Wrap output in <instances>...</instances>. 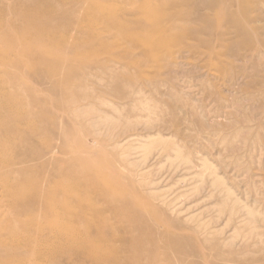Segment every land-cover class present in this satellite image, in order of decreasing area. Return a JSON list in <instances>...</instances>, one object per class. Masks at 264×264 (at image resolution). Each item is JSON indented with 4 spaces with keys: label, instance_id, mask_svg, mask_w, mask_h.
Instances as JSON below:
<instances>
[{
    "label": "rangeland",
    "instance_id": "374dc122",
    "mask_svg": "<svg viewBox=\"0 0 264 264\" xmlns=\"http://www.w3.org/2000/svg\"><path fill=\"white\" fill-rule=\"evenodd\" d=\"M0 20V264H264V0H0Z\"/></svg>",
    "mask_w": 264,
    "mask_h": 264
},
{
    "label": "bare ground",
    "instance_id": "6f19581e",
    "mask_svg": "<svg viewBox=\"0 0 264 264\" xmlns=\"http://www.w3.org/2000/svg\"><path fill=\"white\" fill-rule=\"evenodd\" d=\"M166 1H168V0H166ZM148 9V8H147ZM154 10V9H153ZM222 12V11H221ZM106 15H108L109 13L107 12V13H105ZM145 17L146 18H148V20L147 21H150V22H152V24L148 27V29L146 28V29H144L143 28V32L145 31H148V33H150V31H151V33L153 34H157L158 36H159V38H160V34H161V30L163 29L161 26V24H160V20H163L162 18V15H161V13L159 12V11H151V10H147L145 13ZM92 17H94L92 14H89V19H91ZM110 17V16H109ZM162 17V18H161ZM1 21V20H0ZM149 22V23H150ZM2 24V23H1ZM148 25V24H147ZM1 26V25H0ZM118 27L120 28V29H122V27L121 26H119L118 25ZM22 28V27H21ZM123 30V34H127V36L129 35L130 36V39L132 38V40H131V42H133V43H135V44H140L141 46H143L144 47V49L145 50H151L152 48H154V47H156L155 45H153V42H151V41H145L144 39H143V35L142 34H140L139 32H137L138 31V29H134V30H124V29H122ZM154 30H157L158 31V33H155L154 32ZM153 34V35H154ZM165 34V33H164ZM126 36V37H127ZM156 36V35H155ZM163 36V35H162ZM1 37V36H0ZM169 37V36H168ZM147 38V37H146ZM158 38V39H159ZM154 39H155V37H154ZM153 39V40H154ZM23 40V39H22ZM22 40H20V41H22ZM165 40H167V39H165ZM2 42V46L0 47V71L2 70V72H3V74H4V76H8L9 75V73H8V71L7 70H5V69H3V68H5V67H7L8 65H7V62H5L4 60H3V57L4 56H6V57H9V50L10 49H12V48H9V50L7 49V47L11 44V45H13L14 46V44H12L10 41H9V39H8V37L6 36V34H4L3 35V39H1V41H0V43ZM161 42H163V41H161ZM158 43V42H157ZM165 43V42H164ZM23 44V43H22ZM163 45V44H162ZM20 47H22V51H20L19 52V54L20 55H23V46H20ZM16 48V47H15ZM157 48H159V47H157ZM156 48V49H157ZM155 49V50H156ZM12 51V50H11ZM14 51V50H13ZM15 52V51H14ZM2 55H3V57H2ZM10 59V58H9ZM11 62H9V64H10ZM19 64V63H18ZM21 65H22V62L20 63V65H19V67H21ZM20 71V70H19ZM21 79V78H20ZM5 88H7L6 87V85H5V83L2 81V80H0V98H1V100H0V102L2 103H0V128L2 127V125H4V123H2L1 122V119H3V118H5V119H9L10 118V112H7L6 111V107L5 106H7L8 104L7 103H10V102H12V100H11V97L9 98V97H7L6 96V94L4 93V92H2V91H4L5 90ZM6 91V90H5ZM13 98V97H12ZM20 98V97H19ZM14 107V106H13ZM21 112V111H20ZM33 116V115H32ZM32 116H29V117H32ZM39 117V116H38ZM19 119H22V118H20L19 117ZM25 120V119H24ZM23 120V121H24ZM42 121V120H41ZM28 122V121H27ZM31 122V121H30ZM44 122V121H43ZM42 123V122H41ZM23 125V124H22ZM27 125V124H26ZM18 126V125H17ZM29 126V125H28ZM23 127V126H22ZM8 147H10L9 146V142H8V138L6 137V136H3L1 139H0V152H2L3 150H6V149H8ZM10 150H12V149H10ZM12 152V151H11ZM25 159V158H24ZM1 161V160H0ZM6 161V160H5ZM3 162H4V160H3ZM1 163H2V161H1ZM13 172L17 175V174H19V173H23V168L21 167V168H19V169H15V170H13ZM5 182V181H4ZM4 182L2 183V184H4ZM10 182V181H9ZM75 183V182H74ZM7 184V183H6ZM5 184V185H6ZM30 184V183H29ZM22 185H23V183H22ZM25 185H26V183H25ZM32 185V184H31ZM31 185H29V186H31ZM55 185V184H54ZM60 185V184H59ZM62 185V184H61ZM7 186H11V184L10 185H8L7 184ZM28 186V187H29ZM51 186H53V185H51ZM57 186H58V184H57ZM1 187V186H0ZM22 187V186H21ZM27 187V186H26ZM78 188H79V186H77ZM23 189H25V188H23ZM54 189V188H53ZM56 189V188H55ZM4 190V189H3ZM27 190V189H26ZM25 190V191H26ZM8 191V192H7ZM35 191H36V187L34 186V187H32L31 186V195H35ZM66 191V193H67V189L65 190ZM4 192V191H3ZM6 192H7V195L8 196H10V198L9 199H17L18 198V194L16 195L15 194V192H16V190L15 189H12V187H7V189H6ZM72 192V191H71ZM20 193V192H19ZM43 193V192H42ZM5 194V193H4ZM31 195H27V196H25V197H30ZM68 197H69V195H68ZM7 198V197H6ZM67 198V197H66ZM9 199H7V200H9ZM52 199V198H51ZM35 200H36V195L32 198V204H29V205H27L26 207L24 206V209H25V211L26 212H29V213H33V211H32V205H33V202H35ZM14 201V200H13ZM90 201V200H89ZM10 202H12V200L10 201ZM51 202V201H50ZM19 203L20 204H22V211H23V197L19 200ZM45 203H47L46 201H45ZM25 204H27V203H25ZM48 204V203H47ZM46 204V205H47ZM53 204V203H52ZM59 204V203H58ZM58 204L56 205V206H58ZM10 205V204H9ZM11 206V205H10ZM13 206V205H12ZM50 207H53L54 208V206H50ZM62 206H60L59 208H61ZM13 208V207H12ZM11 208V209H12ZM56 209V208H55ZM63 209V208H62ZM50 210H52V212H53V210L54 209H50ZM57 210V209H56ZM68 210V209H67ZM64 211V210H63ZM52 212H50V213H52ZM55 212V211H54ZM53 212V213H54ZM58 213V212H57ZM56 213V214H57ZM55 214V213H54ZM60 214V213H59ZM41 215V214H40ZM61 215V214H60ZM60 215H58V216H60ZM86 215V214H85ZM31 216V215H30ZM29 216V217H30ZM44 216H45V214H44ZM52 216V215H51ZM57 216V217H58ZM62 216V215H61ZM75 216V215H74ZM28 217V218H29ZM41 217V216H40ZM64 217V216H63ZM66 217V216H65ZM76 217V216H75ZM74 217V218H75ZM42 218H43V216H42ZM46 218H48V217H46ZM73 218V219H74ZM59 219V218H58ZM61 219V218H60ZM63 219V221H64V219L65 218H62ZM62 219H61V221H62ZM71 219V218H70ZM69 219V220H70ZM59 220H57V222H58ZM66 221V220H65ZM71 221V220H70ZM50 222H51V220H50ZM62 223V222H61ZM70 222H68L67 221V224H69ZM57 224V223H56ZM55 224V225H56ZM65 224V226H66V223H64ZM53 225V224H52ZM58 225V224H57ZM71 225H73V224H71L70 223V226ZM54 226V225H53ZM60 226V225H59ZM74 226V225H73ZM68 227V226H67ZM72 227V226H71ZM69 228V229H73V228ZM51 228H52V226H51ZM66 227H55L54 226V230H55V233H57L58 235H60L61 237H65V238H69V239H71V238H73L72 237V235H70L69 236V233L71 232L70 230H69V232H67L66 231V229H68V228H66ZM74 228H76V226L74 227ZM82 229V228H81ZM76 231L78 230V229H75ZM79 231H81V230H79ZM54 232V231H53ZM52 232V233H53ZM81 232H83V231H81ZM89 232V231H88ZM87 232V233H88ZM72 233V232H71ZM102 233V232H101ZM104 233V232H103ZM54 234V233H53ZM76 234V233H75ZM79 234H80V232H79ZM82 234V233H81ZM80 234V235H81ZM83 234H85V232L83 233ZM100 234V233H99ZM56 235V234H55ZM58 235H57V237H58ZM77 235V234H76ZM76 235H75V237H76ZM88 235V234H87ZM102 236H103V234H101ZM17 236V235H16ZM51 236H53V235H51ZM74 236V235H73ZM82 236V235H81ZM80 236V237H81ZM54 237V236H53ZM78 237V236H77ZM83 237V236H82ZM95 237H96V235H95ZM11 238V237H10ZM15 238V237H14ZM17 238V237H16ZM55 238V237H54ZM86 238V237H85ZM88 238H90V237H88ZM87 238V239H88ZM56 239H60V238H56ZM69 239H68V241H69ZM92 239V238H91ZM96 239V238H95ZM2 240V239H1ZM11 240V239H10ZM16 240V239H15ZM75 240V239H74ZM76 240H77V238H76ZM75 240V241H76ZM79 240V239H78ZM12 241V240H11ZM58 241V240H57ZM64 241H65V239H64ZM64 241H62V242H64ZM83 241V240H82ZM88 241V240H87ZM3 242H5L4 240H3ZM69 242H71V240L69 241ZM68 242V243H69ZM77 242V241H76ZM90 242H92V241H90ZM12 243H13V241H12ZM61 243V242H60ZM72 243H74L73 242V239H72ZM71 243V244H72ZM93 243V242H92ZM5 244H6V242H5ZM65 244H67L66 242H65ZM84 244V243H83ZM94 244H97V242L96 243H94ZM3 245H4V243H3ZM14 245V244H13ZM73 245V244H72ZM79 245V244H78ZM85 245V244H84ZM59 246V245H58ZM61 246V245H60ZM59 246V247H60ZM75 246H77V245H75ZM68 247H70V246H68ZM73 247V246H72ZM76 248V247H75ZM78 248V247H77ZM80 248H82V247H80ZM79 248V249H80ZM53 249V248H52ZM65 249V248H64ZM88 249V248H87ZM82 250H84V249H82ZM86 250V249H85ZM89 250V249H88ZM88 250H86V251H88ZM55 250L53 249V252H54ZM85 251V252H86ZM98 253V252H97ZM93 254V253H92ZM53 255V254H52ZM55 255H56V252H55ZM83 255H85V254H83ZM82 255V256H83ZM89 255V254H88ZM65 256V255H64ZM91 256V255H90ZM93 256V255H92ZM95 256V255H94ZM99 255H97V257H98ZM53 258H54V256H53ZM62 258H63V256H62ZM61 257H60V259H62ZM71 258V257H70ZM69 258V259H70ZM91 258V257H90ZM99 258V257H98ZM92 259V258H91ZM55 260H57V259H55ZM104 260H106V259H104ZM70 261V260H69ZM54 264V263H53Z\"/></svg>",
    "mask_w": 264,
    "mask_h": 264
}]
</instances>
